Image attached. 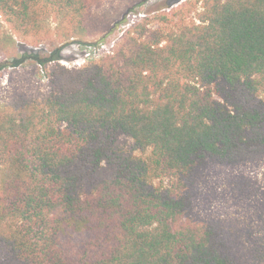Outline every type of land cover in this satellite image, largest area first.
I'll return each mask as SVG.
<instances>
[{"label":"trees","instance_id":"trees-1","mask_svg":"<svg viewBox=\"0 0 264 264\" xmlns=\"http://www.w3.org/2000/svg\"><path fill=\"white\" fill-rule=\"evenodd\" d=\"M104 1L0 0V42L84 36ZM28 60L0 100V264H264V180L198 209L211 167L264 163V0H185L80 68Z\"/></svg>","mask_w":264,"mask_h":264},{"label":"rangeland","instance_id":"rangeland-1","mask_svg":"<svg viewBox=\"0 0 264 264\" xmlns=\"http://www.w3.org/2000/svg\"><path fill=\"white\" fill-rule=\"evenodd\" d=\"M183 1L185 0H105L101 7L93 12L96 20L98 19L94 30L88 29L84 36L73 38L66 43L55 41L39 48L27 47L17 41L0 42V100L7 93L12 65H28V58L38 54L40 57L56 58L54 62L67 68H80L90 60L109 53L113 43L134 22L154 12L168 10ZM206 174L209 179L201 186L198 209L203 213L230 216L238 207L222 199L220 186L223 180L244 175L262 183L264 163L236 169L211 167ZM213 188H216V191L212 194ZM208 197L209 200L206 201Z\"/></svg>","mask_w":264,"mask_h":264},{"label":"built area","instance_id":"built-area-1","mask_svg":"<svg viewBox=\"0 0 264 264\" xmlns=\"http://www.w3.org/2000/svg\"><path fill=\"white\" fill-rule=\"evenodd\" d=\"M115 43V42H114ZM114 43H113V45L111 46V48H113V46H114Z\"/></svg>","mask_w":264,"mask_h":264}]
</instances>
